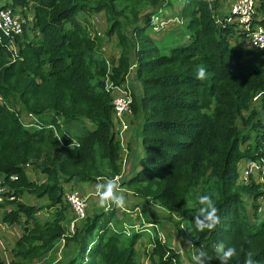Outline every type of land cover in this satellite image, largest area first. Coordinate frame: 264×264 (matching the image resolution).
<instances>
[{"label": "trees", "instance_id": "trees-1", "mask_svg": "<svg viewBox=\"0 0 264 264\" xmlns=\"http://www.w3.org/2000/svg\"><path fill=\"white\" fill-rule=\"evenodd\" d=\"M5 1L0 9L20 16L23 33L3 35L0 46V178L4 198H19L0 204L10 207L0 226L23 231L10 261L0 256V264H142L136 249L142 236L152 245L149 264H189L158 232L165 223L180 231L186 221L207 256L223 243L236 249L231 264H244L248 252L264 264V48L249 47L239 22L221 18L225 0H212L211 8L207 0ZM257 4L253 24L264 26V0ZM165 7L186 32L176 28L157 41L151 22ZM94 11L105 13L106 36L119 37L118 55L105 57L94 24L79 22V14ZM132 60L141 89L130 106L140 122L134 148L120 138L107 89L108 82L126 83ZM199 66L206 69L203 81L195 78ZM17 107L37 116L40 129L24 124ZM122 144L129 156L132 150L128 160ZM28 166L45 178L31 180ZM112 178L118 191L139 199L137 221L132 207L99 202L72 230L65 184L97 186ZM26 194L47 198L52 215L42 219L44 207L22 201ZM200 195H211L219 210L220 223L210 231L195 230ZM138 221L141 227L128 233Z\"/></svg>", "mask_w": 264, "mask_h": 264}, {"label": "rangeland", "instance_id": "rangeland-1", "mask_svg": "<svg viewBox=\"0 0 264 264\" xmlns=\"http://www.w3.org/2000/svg\"><path fill=\"white\" fill-rule=\"evenodd\" d=\"M7 1V0H6ZM5 1V2H6ZM228 0H225V2L223 4H227ZM235 2V0H234ZM3 3V2H2ZM226 7V6H225ZM231 8H232V4L231 2L228 3V13L231 12ZM165 11V15L164 16H156L153 17V21L151 22L152 24V29L150 34L154 37V39H156L157 41L160 38V36H162L163 38H168L167 34H169L170 31H173L176 28H181L184 27V32H186V28L185 25L182 26L180 24V18L175 17V14L171 11L170 8L165 7L164 8ZM225 15H223L224 17ZM20 17V16H19ZM85 18L90 22L94 24V27L97 29L99 35L103 38V48L102 51L105 54V57H110L112 55H118L121 50H122V46L119 42V37L118 36H113V37H107L106 36V29H107V20H106V16L104 12H99V11H94L91 12V14L89 15H85V14H79L78 15V20L82 25H85ZM179 23V24H178ZM241 30L243 29L244 31L246 29L242 28V26L240 27ZM127 36L130 39L134 38V35L132 34L131 29H129ZM184 36V33L180 35V39ZM246 40H248V37L246 38ZM133 57H134V52L132 53ZM132 57V59H133ZM134 60V59H133ZM131 61L133 64V68L131 69V75H130V83H129V87L131 88V91H137L140 90V84L137 82L136 78H135V69H136V61ZM17 110L18 107L16 108ZM20 112V116L23 117V123L24 124H29L31 123V121H35L33 118V115L28 113L26 110H19ZM124 120L127 122L128 127L126 129H122L120 130V134L122 139H125V142H128V144H130V147H135L137 144V137H138V128L140 125L139 120L134 117V119L132 118V115H127L126 117H124ZM32 126H35V124H32ZM66 126H71V123H67ZM73 126L75 127L76 130H81V126L82 123L79 122H74ZM87 126L89 127V129H91L93 127V125H91L89 122H87ZM42 127V126H41ZM48 127H50L48 125ZM36 128V127H34ZM36 129H40V128H36ZM131 149V148H130ZM131 154L129 156V154H127L126 159H130L131 155H132V150L130 151ZM126 153H129V151L127 150ZM141 154V153H140ZM28 169V176L31 180H42L45 178V176L41 173H38L37 170L32 169L31 166L27 167ZM244 173L246 174V171H244ZM262 181V179H261ZM68 184H65V186H67ZM77 188H79L84 194H79L78 196V201L80 202V204H82V209L83 211L85 210V208L87 207V204L89 203V209L98 204L99 203V193L98 191H96L95 189H97V186L95 189L88 190L89 185L86 186L84 185L83 187L79 184L76 185ZM87 187V188H86ZM92 187H95V184H92ZM120 192H123L124 194L126 193V197H127V202H126V207L128 208H133L134 203L138 202L139 199L134 197V195L130 192H126L125 189H122ZM85 197V198H83ZM14 200L19 199L15 194H13V196L11 197ZM47 199V198H46ZM45 198H39L38 196H34L31 194H26L23 198L22 201L31 204V205H38L41 207H44L43 211H41L39 214L42 217V219H46L49 218L52 215V210L53 209H45V206L49 203V201H47ZM261 205L262 208H264V201L261 200ZM250 205H249V209H250ZM262 208H261V213L262 212ZM159 212V216L160 219H165L164 217L166 216V212L162 209H157ZM134 211V212H133ZM250 213H251V217L253 219V211L250 209ZM89 212V210H88ZM140 212L139 209L137 208H133L131 213L133 215L134 220L133 221H137V214ZM70 217H72V219L74 218V213H72V211L70 212ZM117 217L122 218V216H119V214H117ZM138 223H140L138 221ZM78 224H81V220L78 222ZM3 226H7L6 224H2ZM71 225V223L69 224V226ZM136 228H128V233H131L133 231V229L135 231H137L136 229L140 228L141 225L138 226L137 223H135ZM162 226V225H161ZM161 226H153V227H158V232L159 234L166 240V242H169L175 246L176 249L179 250L180 254H181V258L183 261L189 263V264H195L194 262V258L198 253H202V250L199 248V246H197L196 244L194 245V243L192 244H188L187 241L189 239L194 240V234L190 233L189 231V223L188 221H186V223L183 224L181 230H177L175 225L172 223H165L162 227ZM149 227V226H148ZM71 228V227H70ZM22 228L15 224L14 226H12V228H3L2 226H0V237H2V243L0 246V251L4 257V259L9 262V258H6V255H10L11 253V249L14 245V243L16 242L17 238L21 235L22 233ZM152 246L148 240L147 236H142L137 244H136V249L138 252V256H139V261L142 264H149L148 261V257L146 255L147 253V248ZM59 252H61V255L58 254L59 259L61 258V256L63 255L62 251L59 250ZM61 262H64V259L61 260ZM37 264V263H36ZM39 264H46L44 263H39ZM209 264V263H208Z\"/></svg>", "mask_w": 264, "mask_h": 264}, {"label": "built area", "instance_id": "built-area-1", "mask_svg": "<svg viewBox=\"0 0 264 264\" xmlns=\"http://www.w3.org/2000/svg\"><path fill=\"white\" fill-rule=\"evenodd\" d=\"M257 0H235L234 5L232 6V12L231 14H234L235 16H230L228 18V21L234 22L237 21L240 24V27L246 29L245 31L248 32V41H249V47H256L257 49L264 48V26L262 24H253V21H256L258 16L257 11ZM23 27L22 22L20 20V17L12 14L10 9H0V46L3 42V35L9 36L12 32L22 34L23 33ZM133 66L131 67V69ZM130 75L131 71L126 79V83L121 85H113L112 82L107 83V89L110 91L111 96L113 97V102L115 105V116L118 119V125L119 128L122 127V129H126L128 127L127 122L124 120V117L131 114V103H132V91L129 87L130 83ZM260 95V94H259ZM257 95L255 99L259 96ZM2 97L0 96V102H2ZM34 118V117H33ZM33 123L27 124L28 126H32ZM39 127V126H38ZM121 130V128H120ZM122 142L124 143L125 139H122ZM76 142V140H74ZM123 146V144H122ZM127 148L123 146L124 151V160L126 159V156L128 153ZM253 166V165H252ZM249 167H251V164H249ZM252 170L250 168L246 169L245 176H248L249 172ZM15 177L12 176V179ZM4 192L5 187L3 185V181L0 178V203L4 202L6 199L4 198ZM79 194H82L77 187H71L69 190H67L66 196L67 199L71 202L74 213L76 215V218L71 223V229L74 230L80 220H83L87 216V207L83 211L82 204L78 201ZM9 197L10 200H13L11 197ZM85 198V197H83ZM88 206V204H87ZM140 224L138 223V226ZM149 225H154L150 223ZM156 226V225H154ZM159 236L162 238L163 241L165 239L159 234Z\"/></svg>", "mask_w": 264, "mask_h": 264}, {"label": "clouds", "instance_id": "clouds-1", "mask_svg": "<svg viewBox=\"0 0 264 264\" xmlns=\"http://www.w3.org/2000/svg\"><path fill=\"white\" fill-rule=\"evenodd\" d=\"M207 3H208V6L211 8L212 7V0H207ZM234 3L235 2L232 1V3H231L232 6L234 5ZM222 5H224V4H222ZM231 12H232V8H231ZM231 12L228 13V11L227 12L222 11L221 18L223 17V15L228 16V18L230 16H235L234 14H231ZM205 77H206L205 67L199 66L196 69L195 78L203 81L205 79ZM2 99H3V97H2ZM0 104H4V100H2V102H0ZM33 117H34V120L38 123L37 116L33 115ZM22 121H23V119H22ZM31 123L34 124V121H31ZM38 126H39V123H38V125H35V127H37V128H38ZM49 126L53 127V129H54L53 125H49ZM28 127H30V126H28ZM55 134L60 139H62L61 134L57 130L55 131ZM64 136H66V135H64ZM75 143L76 142L72 139V142L69 145V147L73 150H74L73 146L75 145ZM11 178H12V176H11ZM77 184L81 185L82 187L84 185H86V186L89 185L88 190H91V188L92 189L96 188V186L92 187V184L73 182L72 184L67 185V190H69L71 187H76ZM118 189H119V185L117 183L116 178L108 179L105 182L98 184L97 189H95V190L98 191V193H99L100 204L102 206L107 205V204H111V205H115L117 208L124 207L126 204L125 195L123 192L118 191ZM78 190L82 194H84L79 188H78ZM66 193H67V191L65 192V200L70 205L72 213H74V208H73L71 202L67 199ZM11 195H13V193ZM6 200L7 201H14V199L13 200L6 199ZM198 203H199L200 207L198 208L196 215H195V219H194L195 230L200 231V232H203L205 230H209V231L213 230L220 223V216L218 215L219 210L215 205L213 197L211 195H200L198 197ZM6 210H10V207L7 209L0 207L1 216H2L3 212H6ZM88 210H89V203L87 206V213H88ZM8 212H10V211H8ZM75 218H76V215L74 213L73 220ZM72 221H71V223H72ZM0 222H1V218H0ZM70 227H71V225H70ZM189 231H190V233L193 234L191 227H189ZM187 243L192 244L193 242L191 239H189L187 241ZM214 252H215L214 257H209L205 253H198L194 258L195 264H208V262L211 259L219 260L220 264H231L232 258L236 255V249L235 248H233V247H227L226 248L223 243H218L217 245H215ZM244 264H255V262L252 258L251 252L247 253L245 260H244Z\"/></svg>", "mask_w": 264, "mask_h": 264}, {"label": "crops", "instance_id": "crops-1", "mask_svg": "<svg viewBox=\"0 0 264 264\" xmlns=\"http://www.w3.org/2000/svg\"><path fill=\"white\" fill-rule=\"evenodd\" d=\"M232 1H234V0H228V2H227V4H224L223 5V8H222V10H220L219 11V13L220 14H222V11H224V12H227L228 10H227V7H228V3L229 2H231L232 3ZM226 6V7H225ZM3 228H5V226H2ZM1 243H2V237H0V246H1ZM12 250V249H11ZM60 255H61V253H59ZM0 256H3L2 255V253H1V251H0ZM6 258H9V260H10V258H11V256L9 255H6ZM45 261H41V262H38L37 264H39V263H44Z\"/></svg>", "mask_w": 264, "mask_h": 264}]
</instances>
